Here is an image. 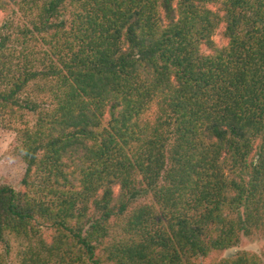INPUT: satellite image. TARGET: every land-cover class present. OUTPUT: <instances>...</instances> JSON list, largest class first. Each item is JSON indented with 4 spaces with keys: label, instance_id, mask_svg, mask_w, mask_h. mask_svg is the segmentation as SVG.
<instances>
[{
    "label": "trees",
    "instance_id": "1",
    "mask_svg": "<svg viewBox=\"0 0 264 264\" xmlns=\"http://www.w3.org/2000/svg\"><path fill=\"white\" fill-rule=\"evenodd\" d=\"M0 125V264H264V0H0Z\"/></svg>",
    "mask_w": 264,
    "mask_h": 264
},
{
    "label": "rangeland",
    "instance_id": "2",
    "mask_svg": "<svg viewBox=\"0 0 264 264\" xmlns=\"http://www.w3.org/2000/svg\"><path fill=\"white\" fill-rule=\"evenodd\" d=\"M15 144L14 131L0 125V178L7 180L14 187H19L25 164L16 155L14 151ZM147 200L149 201L150 198L147 197ZM238 250L254 251L264 257V233L258 232L252 236H243L240 245L238 244L236 247L224 250L218 253L217 256L220 258L231 255Z\"/></svg>",
    "mask_w": 264,
    "mask_h": 264
}]
</instances>
